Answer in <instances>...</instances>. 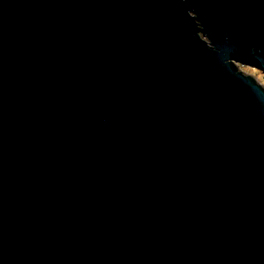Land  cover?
<instances>
[{"label": "water", "instance_id": "95a60500", "mask_svg": "<svg viewBox=\"0 0 264 264\" xmlns=\"http://www.w3.org/2000/svg\"><path fill=\"white\" fill-rule=\"evenodd\" d=\"M264 0H0V264H264Z\"/></svg>", "mask_w": 264, "mask_h": 264}, {"label": "rangeland", "instance_id": "374dc122", "mask_svg": "<svg viewBox=\"0 0 264 264\" xmlns=\"http://www.w3.org/2000/svg\"><path fill=\"white\" fill-rule=\"evenodd\" d=\"M237 68L243 73L252 76L264 88V74L260 70L246 64H238Z\"/></svg>", "mask_w": 264, "mask_h": 264}]
</instances>
